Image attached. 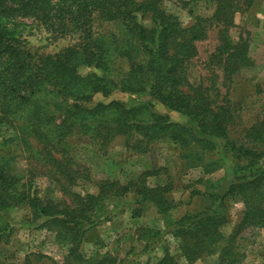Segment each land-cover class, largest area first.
I'll list each match as a JSON object with an SVG mask.
<instances>
[{
    "label": "trees",
    "instance_id": "16d2710c",
    "mask_svg": "<svg viewBox=\"0 0 264 264\" xmlns=\"http://www.w3.org/2000/svg\"><path fill=\"white\" fill-rule=\"evenodd\" d=\"M206 1L211 3L212 13L195 16L191 25L183 26L161 7L162 0H0V18L30 17L51 40L69 41L53 53H32L21 44V37L0 23V128L8 126L25 145L32 141L37 162L17 168L0 156V212L22 206L33 219L45 218L46 224L58 223L71 230L93 223V210L103 200L133 194L137 202L149 203L164 214L179 205L167 197L170 185L149 187L142 180L124 184L104 180L95 195L67 189L78 178L89 180L87 173L73 167L68 139L81 134L105 147L122 138L125 147L141 153L152 141L168 139L180 148H191L192 155L198 147L211 150L219 142L237 160L231 180L221 191L217 190L220 183H211L215 189L191 193L190 197L202 196L208 203L175 220L172 234L187 263L213 254L217 255L215 264L235 263L237 237L249 226H264V118L244 130V144L231 142L228 127L234 118L227 101L212 107L200 90L186 89L185 70L197 53L196 42L205 38L209 28L225 31L233 26L237 12L261 0ZM138 15H147L149 23L141 22ZM100 23L120 29L103 31ZM224 44L218 51L223 55L225 79L253 66L246 38L239 36L238 41ZM82 66L99 73L82 75ZM115 90L147 93L194 126L186 127L152 111L149 102L126 106L114 99L94 100L96 94L106 97ZM1 139L0 132V145ZM38 163L71 196L67 202H54L33 185ZM25 171L27 176L19 174ZM230 201L241 202L243 212L234 229L224 235L220 228L228 222ZM5 229L0 227V246ZM100 258L97 264H116L114 257ZM28 263L26 257L24 264ZM62 264L90 263L74 246ZM156 264L176 263L165 250Z\"/></svg>",
    "mask_w": 264,
    "mask_h": 264
},
{
    "label": "rangeland",
    "instance_id": "374dc122",
    "mask_svg": "<svg viewBox=\"0 0 264 264\" xmlns=\"http://www.w3.org/2000/svg\"><path fill=\"white\" fill-rule=\"evenodd\" d=\"M161 7L175 15L183 26L191 25L195 16H207L213 11L211 3L206 0H162ZM138 19L144 24L149 23L147 15H138ZM0 23L21 37V44L32 53H53L69 42L51 40L39 22L30 17H1ZM98 26L107 32L120 29L115 24L100 23ZM239 36L248 41V55L253 66L244 67L225 79L222 70L224 59L218 49L226 41H238ZM196 48V55L186 66L188 83L185 88L192 92L200 90L212 107L227 101L234 118L228 127V139L236 145L244 144V130L264 118V0L237 12L233 26L225 31L209 28L205 38L196 42ZM79 73L86 75L99 73V70L82 66ZM113 99L126 106L149 102L152 111L186 127L194 126L193 121L167 109L144 92L115 90L106 97L94 95L95 101ZM0 132L3 140L0 156L8 158L10 165L25 168L30 163H37L36 156H33L36 147L32 141L29 140L32 144L27 142L26 145L20 142L17 138L19 134H12L8 126L0 128ZM130 142L133 143V140ZM67 143L73 167L89 177V180L78 178L75 185L67 188L71 192L95 195L99 182L104 180H116L122 184L142 180L149 187L170 185L172 190L167 197L179 205L159 214L151 204L139 203L136 196L127 194L119 199L103 200L100 208L93 210V223L71 230L58 223L46 224L45 218L33 219L22 206L10 207L0 212V227L6 228L0 246V264H24L26 257L28 264H62L68 250L74 246L90 264H97L104 255L114 257L116 264H156L165 250L176 264L216 263V254L187 263L180 253L179 240L172 231L174 221L182 214L199 210L208 203L202 196L190 197L191 193L215 189L210 186L211 183H220L217 190L229 183L237 160L228 152V147L214 142L213 149L204 148L202 151L198 147L192 155L189 152L191 148H180L171 140L163 139L152 141L149 149L141 153L125 147L122 138L101 147L97 141L81 134L69 138ZM241 161L239 163H243ZM39 166L33 170V185L54 202H67L70 195L62 192L59 184L46 175L43 164ZM147 171L156 174L147 175ZM27 173L19 174L27 176ZM227 205L228 222L220 228L224 235L234 229L243 212L239 201H230ZM235 253L234 264H264V226L244 229L235 242Z\"/></svg>",
    "mask_w": 264,
    "mask_h": 264
}]
</instances>
